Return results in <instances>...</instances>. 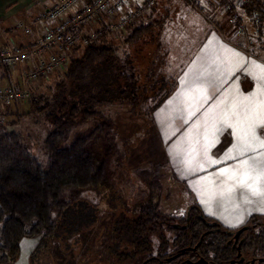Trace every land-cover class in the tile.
Segmentation results:
<instances>
[{
  "label": "rangeland",
  "instance_id": "obj_1",
  "mask_svg": "<svg viewBox=\"0 0 264 264\" xmlns=\"http://www.w3.org/2000/svg\"><path fill=\"white\" fill-rule=\"evenodd\" d=\"M203 5L204 2L200 1L199 6L202 9L200 13L188 5L186 0L158 1L154 7L155 20L151 22V31L144 35V40L141 41L143 47L137 45L129 48V45L123 42L124 37L129 36L137 27L133 25L135 23L129 24L122 32L118 29H110L107 32L104 39L114 45L118 51L116 57L110 60L109 70L100 72L101 80L105 78L111 83L114 72L118 73L122 68L128 70L127 58L138 63L141 61L140 58H144L142 54L151 53L153 58L150 57V63L144 65L146 71L142 69L141 77L135 82L145 86L151 82L152 87L146 90H128L127 94H119L113 88L108 96L110 98L113 96V99L109 102L103 100L100 105H96V109L105 114L111 122L116 123L117 130L113 142L116 149H113L107 162L106 185L99 191L87 189L74 192L73 196L70 190H64L60 198L70 204L59 223L61 234L52 241L51 237L32 239V248L31 245H27L28 248L24 246L15 264H139L140 257L121 262L117 259L119 249L116 244L113 246L114 227L117 220L132 217L133 212L147 202L151 193L150 181L154 178V173L161 176L159 209L166 215L180 218L185 214L188 206L197 203L204 214L220 217L221 208L229 210V206H226L227 201L234 203L232 205L234 209L242 208L240 211H245L242 212L244 216L251 212L264 214V175L256 172V167L248 178L253 179L251 185L260 194H253L246 186L242 190H232L235 176L233 178L230 176L233 172L220 175L211 171L208 175L206 173L194 175L185 172L181 168L180 160L172 157L175 149L173 146L176 145L174 139L181 136V132L176 131L179 126H172L171 116L174 112V115L180 118L175 123H181L182 113L175 109L171 111L173 106H178L177 98L174 101L169 99L176 90L170 88L164 90L159 88V85L167 82L171 85L187 70L201 66L202 59L198 53L202 50L204 37L210 30H216L213 15ZM90 29L94 31L97 42L100 41V27L98 29L86 27V31ZM85 33L79 35L80 43L83 38L89 36ZM261 33L264 34V31ZM78 45L80 44L73 49L76 56H80L83 50L82 46ZM253 51H256V48ZM95 70L88 74V78L92 81L94 79L96 85V81L99 82L100 78ZM146 74L148 75L145 77ZM0 80L24 88L16 79L4 76ZM63 80L62 73H55L50 78V82H39V89L32 88L31 96L42 97L44 103L49 102L54 105L60 88L56 86ZM64 86L68 92L69 87ZM98 88L99 86L88 88L89 94H95L94 90ZM134 92L138 96V101L135 102L132 101L136 96ZM121 97L129 100V103H119L118 98ZM29 103L30 101L19 103L17 114L14 101L7 107L4 105V109H0V127L7 126L18 131L22 137V144L45 168L47 159L44 140L51 130V125L46 114L37 111L36 106ZM131 104L134 109L129 113L127 110ZM41 105L42 103L38 106ZM136 113L137 116L134 115ZM126 114L135 117L131 118ZM90 124L88 122L80 125L75 131L84 130ZM113 130L115 133V128ZM182 146L180 143L177 149H181ZM157 163H161L162 166L154 172L153 165ZM232 167L233 165H230L228 169ZM241 197L247 198V202L240 200ZM167 236L170 237V233H167ZM156 244L157 238L153 235V248Z\"/></svg>",
  "mask_w": 264,
  "mask_h": 264
},
{
  "label": "trees",
  "instance_id": "obj_2",
  "mask_svg": "<svg viewBox=\"0 0 264 264\" xmlns=\"http://www.w3.org/2000/svg\"><path fill=\"white\" fill-rule=\"evenodd\" d=\"M211 1L215 5L214 8L228 15L229 20L235 11L238 17L234 24L238 28L240 11L257 32H262L264 0H246L240 5H238L239 0ZM226 4L229 5L228 8L225 7ZM103 20L106 21L104 18L99 20L102 22L99 32L100 41L77 43L82 46V53L80 56L69 57L62 71L64 80L56 86L60 88L54 105L49 102L44 103L42 97L30 96L29 104L36 106L37 111H43L51 125V130L44 140L46 167L44 168L22 144V137L18 131L7 126L0 127V264H15L21 253L23 239L49 237L51 241L57 239L61 234L59 223L70 204L60 198L64 190H70L73 196L74 192L87 189L99 191L106 185L108 178L106 167L110 154L116 149L113 142L117 130L116 123L111 122L95 107L103 100L109 102L113 99V96L108 97L113 88L119 94H127L128 90H146L151 86V82L146 86L135 82L141 77V70L146 71L144 65L150 63L151 53L142 54L144 58H140L141 61L138 63L127 58L128 70L122 68L120 72H114L111 83L105 78L101 80L100 72L109 70L110 60L116 57L118 51L114 45L104 39L110 28L107 21ZM151 27V22L137 26L129 36L124 37L123 42L128 44L129 48L137 45L143 47L141 41L144 40V35L151 31ZM92 70L97 71V76L100 78L99 82L96 81L99 88L94 90L95 94H89L88 89L97 87L94 79L92 81L88 78ZM64 85L69 87L68 92ZM170 86L168 82L161 83L159 88L170 90ZM118 100L119 103H129V100L122 97ZM136 100L138 101L137 94L134 99L132 98L133 102ZM40 103L42 105L38 106ZM14 104L17 114V107H20V104L17 102ZM133 109L134 106L131 104L127 111L130 113ZM126 115L133 118L137 113L133 117ZM88 122L91 124L86 129L75 131L77 127ZM12 123L14 124V120ZM161 166V163L154 164V172ZM153 177L150 181L151 193L147 202L140 205L133 212L132 217L120 218L115 224L113 246L115 244L118 246L117 259L120 262L132 261L144 255L149 256L153 248V235L157 238L160 252L165 251L169 246L171 238L174 248L182 247L190 240L189 230L175 225L185 222L182 217L166 215L160 211L162 187L159 178L161 176L154 173ZM200 209L197 203L189 208L188 213L192 217L190 226L201 223ZM192 232L194 238L199 237L198 233L194 234L195 230ZM167 233L171 234V238Z\"/></svg>",
  "mask_w": 264,
  "mask_h": 264
},
{
  "label": "crops",
  "instance_id": "obj_3",
  "mask_svg": "<svg viewBox=\"0 0 264 264\" xmlns=\"http://www.w3.org/2000/svg\"><path fill=\"white\" fill-rule=\"evenodd\" d=\"M56 1L0 0V45L8 42L34 44L46 27L53 24L41 18L42 10ZM158 1L168 0H131L119 13V17L132 16L129 24L135 23L133 25L136 26L152 22L155 20L154 7ZM186 1L193 9L202 12L200 6L195 7ZM202 1L203 7L213 15L216 30H210L204 37L202 50L198 53L202 59L201 66L187 70L170 86L171 90L176 91L169 99L178 100V106H173L171 111L175 109L182 113L181 123H175L180 118L174 112L171 116L172 126H179L176 131L181 132V136L174 139L176 145L173 146L175 149L172 157L180 160L185 172L194 175H208L211 171L220 175L233 172L234 175L231 173L230 177L235 176V183L230 187L232 190H242L247 184H253V179L248 176L253 174L255 167L256 172L264 175L252 163L256 160L264 162V123H261L264 121V80L260 79L264 76V34L257 32L240 11L239 29L225 12L214 8L211 0ZM101 23L97 21L85 25L80 35L83 32H94L91 29L86 31V27L98 29ZM20 25L28 26L30 33H25ZM261 31H264V25ZM79 41L80 39L77 43ZM254 48L256 51H253ZM76 55L73 51L70 57ZM32 67L31 62L13 68L0 66V78L5 76L16 79L25 89H39L38 84L22 80L23 71ZM3 82L0 80V84ZM13 86L19 87L17 84ZM180 143L183 146L177 149ZM242 161H248V164H243ZM230 165L233 167L228 169ZM241 181H244L243 185ZM241 199L247 202V198ZM227 202L226 206L234 205ZM225 213L231 214L220 212L222 215H226ZM32 241L23 239L21 252L24 246L28 248L31 245L32 248Z\"/></svg>",
  "mask_w": 264,
  "mask_h": 264
},
{
  "label": "built area",
  "instance_id": "obj_4",
  "mask_svg": "<svg viewBox=\"0 0 264 264\" xmlns=\"http://www.w3.org/2000/svg\"><path fill=\"white\" fill-rule=\"evenodd\" d=\"M131 0H57L51 6L43 9L41 18L53 22L32 45L5 43L0 45V66L13 68L33 63V67L23 71L22 80L29 84L49 81L55 73H60L68 63L69 57L77 44L81 28L87 24L96 23L101 18L106 19L110 29H124L132 20V16L119 17V13ZM198 7L201 0H188ZM246 0H239L238 5ZM229 7L228 4L225 6ZM238 14L233 11L230 21L234 22ZM25 33L30 28L20 25ZM241 27H239L240 29ZM97 42L95 33L83 38L82 43ZM30 90L0 84V109L12 101L29 102Z\"/></svg>",
  "mask_w": 264,
  "mask_h": 264
},
{
  "label": "flooded vegetation",
  "instance_id": "obj_5",
  "mask_svg": "<svg viewBox=\"0 0 264 264\" xmlns=\"http://www.w3.org/2000/svg\"><path fill=\"white\" fill-rule=\"evenodd\" d=\"M190 207L182 216L185 222L175 223L189 230L190 240L174 248L170 236L165 251L160 252L156 244L149 256L140 257L139 264H264V214L251 212L244 216L242 208L230 206L229 210L220 209L230 215L214 217L200 209L201 223L190 226ZM192 230L199 237L194 238Z\"/></svg>",
  "mask_w": 264,
  "mask_h": 264
},
{
  "label": "snow or ice",
  "instance_id": "obj_6",
  "mask_svg": "<svg viewBox=\"0 0 264 264\" xmlns=\"http://www.w3.org/2000/svg\"><path fill=\"white\" fill-rule=\"evenodd\" d=\"M260 79L264 80V76H261ZM261 123H264V121H261ZM229 126H231V125H229ZM242 163L248 164V161H242ZM252 163H253V165H256L262 173H264V162L253 161ZM241 184L243 185L244 181H241ZM246 187H248L249 190H251L253 192V194H260L257 192V190L255 188L252 187L251 184H247Z\"/></svg>",
  "mask_w": 264,
  "mask_h": 264
}]
</instances>
